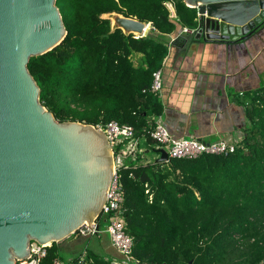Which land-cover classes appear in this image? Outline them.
Returning a JSON list of instances; mask_svg holds the SVG:
<instances>
[{
    "label": "trees",
    "instance_id": "obj_1",
    "mask_svg": "<svg viewBox=\"0 0 264 264\" xmlns=\"http://www.w3.org/2000/svg\"><path fill=\"white\" fill-rule=\"evenodd\" d=\"M57 5L67 35L28 64L42 103L59 121L98 126L116 120L155 143L148 130L164 105L151 91L153 74L169 52L165 36L196 27L197 9L184 0H57ZM112 12L151 24L155 34L113 31L103 17ZM136 54L142 56L135 60ZM240 100L249 124L233 152L168 161H147L137 153L119 168L122 215L138 264H264V83ZM60 247L54 242L41 264L63 259ZM86 252V264H113L94 250Z\"/></svg>",
    "mask_w": 264,
    "mask_h": 264
},
{
    "label": "water",
    "instance_id": "obj_2",
    "mask_svg": "<svg viewBox=\"0 0 264 264\" xmlns=\"http://www.w3.org/2000/svg\"><path fill=\"white\" fill-rule=\"evenodd\" d=\"M184 1L198 11L192 41L228 45L264 33V0ZM103 17L136 37L149 26L117 12ZM66 35L57 0H0V264L28 257L31 241L52 245L79 229L88 235L85 224L101 215L115 175L104 130L57 120L28 68Z\"/></svg>",
    "mask_w": 264,
    "mask_h": 264
},
{
    "label": "crops",
    "instance_id": "obj_3",
    "mask_svg": "<svg viewBox=\"0 0 264 264\" xmlns=\"http://www.w3.org/2000/svg\"><path fill=\"white\" fill-rule=\"evenodd\" d=\"M151 29L149 24L145 35L155 34ZM165 39L164 111L158 120L176 137L240 142L249 124L240 96L264 83V38L224 45L192 41L189 33L178 32ZM145 143L140 140L142 157L151 160ZM83 251L74 250L69 261Z\"/></svg>",
    "mask_w": 264,
    "mask_h": 264
},
{
    "label": "built area",
    "instance_id": "obj_4",
    "mask_svg": "<svg viewBox=\"0 0 264 264\" xmlns=\"http://www.w3.org/2000/svg\"><path fill=\"white\" fill-rule=\"evenodd\" d=\"M168 6L173 9L171 4ZM173 17H176L174 12ZM196 27H184L181 33H193ZM145 35V34H144ZM176 39V37H175ZM151 91L162 94L164 86V75L162 68L154 72ZM160 117V116H159ZM159 117L155 120V124L149 131V136L159 145L157 158L160 157L159 149L167 150L170 158H196L203 153H228L233 152L237 143H231L224 139L206 141L201 138H182L174 136L168 127L161 121ZM104 130L107 135L115 155V175L111 182L107 193V200L103 207L101 215L96 219L93 226L85 224L89 228L88 235L101 234V223H106V231L110 235L111 244L122 256L120 258L111 259L113 264H138V261L132 254L133 238L127 232V223L122 215V206L124 203V191L120 181L118 170L129 157H136L137 153L144 155L140 148L141 138L137 137L134 126L130 124H121L116 120L109 121L105 125L96 126ZM151 161L153 159H145ZM77 236H87L82 229H79ZM50 243L41 244L38 241H31L28 250L30 255L24 259H16L15 264H41L48 255ZM86 250L76 257L72 264H86ZM71 260V261H73ZM64 259L57 257L54 264H71Z\"/></svg>",
    "mask_w": 264,
    "mask_h": 264
},
{
    "label": "rangeland",
    "instance_id": "obj_5",
    "mask_svg": "<svg viewBox=\"0 0 264 264\" xmlns=\"http://www.w3.org/2000/svg\"><path fill=\"white\" fill-rule=\"evenodd\" d=\"M135 60H137V57H135ZM145 147L148 149L147 155L149 158H157V152L155 151V148H159V145L157 143H145ZM105 229L106 223L102 222L101 234L82 236L80 237V239L77 234H73L72 236L62 240L61 242H59V244H61V257H63L65 261H69L74 256V250L91 249L100 254L102 257H105L106 259L120 258L122 255L118 253L117 250L112 246L110 235Z\"/></svg>",
    "mask_w": 264,
    "mask_h": 264
},
{
    "label": "flooded vegetation",
    "instance_id": "obj_6",
    "mask_svg": "<svg viewBox=\"0 0 264 264\" xmlns=\"http://www.w3.org/2000/svg\"><path fill=\"white\" fill-rule=\"evenodd\" d=\"M264 33H262V34H259V36L256 38V39H263L264 38V35H263Z\"/></svg>",
    "mask_w": 264,
    "mask_h": 264
}]
</instances>
